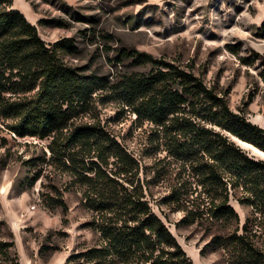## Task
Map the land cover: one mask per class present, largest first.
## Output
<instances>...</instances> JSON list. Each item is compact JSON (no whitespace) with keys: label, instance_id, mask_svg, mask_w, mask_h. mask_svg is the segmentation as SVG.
<instances>
[{"label":"trees","instance_id":"obj_1","mask_svg":"<svg viewBox=\"0 0 264 264\" xmlns=\"http://www.w3.org/2000/svg\"><path fill=\"white\" fill-rule=\"evenodd\" d=\"M11 4L0 0V124L20 138L49 141L43 162L67 176L65 191L81 194L87 226L97 235L96 246L65 264H194L153 211L140 161L91 117L98 102L150 127L153 148L176 168L169 194L158 200L184 214L176 227H205L213 234L208 246L227 264H264V159L240 145L264 154V129L247 117L252 96L234 111L229 88L207 86L192 65L138 50L119 55L148 66L147 73H124L112 82L86 74L62 59L76 51L73 39L46 44ZM257 32L264 40V21ZM226 46L241 65L256 63L240 57L239 46ZM89 114L91 122H77ZM54 192L50 207L67 211L62 193ZM231 199L248 209L244 221ZM13 246L0 240V264H19L10 257Z\"/></svg>","mask_w":264,"mask_h":264},{"label":"rangeland","instance_id":"obj_2","mask_svg":"<svg viewBox=\"0 0 264 264\" xmlns=\"http://www.w3.org/2000/svg\"><path fill=\"white\" fill-rule=\"evenodd\" d=\"M11 8L36 26L46 44L73 39L76 51L62 54V59L86 74L112 82L124 73L150 70L121 57V50L192 65L207 86L230 89L232 110L252 96L247 117L255 123L259 118L264 126V40L257 34L264 21V0H12ZM226 45L239 46V56L257 58L256 63L241 65ZM91 115L140 161L153 211L191 261L227 264L220 251L208 246L212 233L196 224L176 227L184 214L158 203L169 194L176 168L153 148L150 127H138L134 116L113 103H96ZM91 119L89 114L77 122ZM48 142L20 138L0 124V240L14 243L10 257L19 264H65L69 256L97 245L96 233L87 226L90 213L80 204L81 194L65 191L67 176L43 162L49 157ZM240 145L264 159L254 148ZM54 190L62 193L67 211L50 207ZM230 203L244 221L248 209L233 199Z\"/></svg>","mask_w":264,"mask_h":264},{"label":"crops","instance_id":"obj_3","mask_svg":"<svg viewBox=\"0 0 264 264\" xmlns=\"http://www.w3.org/2000/svg\"><path fill=\"white\" fill-rule=\"evenodd\" d=\"M249 120H250V119H249ZM251 121H253V120H251ZM257 121H258V123H255V121H253V123H254V124H257L258 126H260V124H259V123H260L259 118H257ZM262 128L264 129V126H263Z\"/></svg>","mask_w":264,"mask_h":264}]
</instances>
